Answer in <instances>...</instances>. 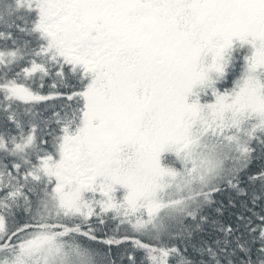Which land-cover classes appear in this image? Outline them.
Here are the masks:
<instances>
[{
	"label": "snow or ice",
	"instance_id": "6c2138e0",
	"mask_svg": "<svg viewBox=\"0 0 264 264\" xmlns=\"http://www.w3.org/2000/svg\"><path fill=\"white\" fill-rule=\"evenodd\" d=\"M0 264H264V0H0Z\"/></svg>",
	"mask_w": 264,
	"mask_h": 264
}]
</instances>
